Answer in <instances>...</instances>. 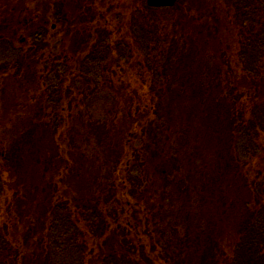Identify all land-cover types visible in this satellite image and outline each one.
Here are the masks:
<instances>
[{"label": "trees", "instance_id": "trees-1", "mask_svg": "<svg viewBox=\"0 0 264 264\" xmlns=\"http://www.w3.org/2000/svg\"><path fill=\"white\" fill-rule=\"evenodd\" d=\"M54 1L0 4L2 63L47 49L48 24L58 31L62 25L66 37L93 27L96 40L79 36L71 47L62 43L63 52H50L37 117L20 133H0L8 149V156L0 152V264H264V0H178L171 8L137 0L129 19L120 15V38L107 33L111 0H88L87 16L74 20L60 7L49 9ZM232 30L231 51L217 39ZM105 82L124 97L120 121L104 125L107 148H120L118 160H106L119 168L116 180H105L97 164L100 179L91 182L88 200L54 198L53 183L42 176L65 175L46 156L63 160L55 137L65 103L94 95L86 84L100 89ZM48 107L53 116L40 113ZM31 156L40 175L16 181ZM67 158L71 170L74 156ZM148 167L154 184L147 183ZM13 184L22 186L20 196L49 207L48 224L35 216L18 244L2 227L13 212Z\"/></svg>", "mask_w": 264, "mask_h": 264}, {"label": "rangeland", "instance_id": "rangeland-1", "mask_svg": "<svg viewBox=\"0 0 264 264\" xmlns=\"http://www.w3.org/2000/svg\"><path fill=\"white\" fill-rule=\"evenodd\" d=\"M97 1L99 2L100 0ZM101 1L103 2L104 0ZM111 1L113 7L109 10L110 14L109 21H107V33L108 35L112 33L115 35V38H120L118 37V30L120 31V15H122L123 20L129 19V8L131 6H137L138 2L137 0ZM1 2L2 0H0V4H2ZM36 2L37 0H27V3L29 5H32L31 7L33 8H35L34 5H36ZM42 2L47 5L49 0H42ZM87 2L88 0H59L54 1L53 5L51 4V7H49V9H57L58 7H60L62 10H64V14H66L67 17H69L70 19L72 18L74 20V17L78 16L80 13H84V16H87L86 11L89 7ZM101 6L107 7L106 2L104 5ZM57 25L58 24H48V28L52 31V35H47L46 40L43 42L44 45L48 46L47 49H43L37 53H30L27 56H24L22 60L17 63H2L1 61H3L5 59L4 57H6L3 55V53L7 52H3V50L0 51V133H20L26 128L25 123H27L29 119L37 117V105H39L40 103L41 105H43L44 101L46 100V95L43 93L44 88L41 80L43 79V69L46 67L45 61L49 59V55L51 54L50 52L53 53L54 50V54L63 52L65 45L62 46L61 44L67 42L68 47H71L72 42H77L76 40L79 38V36L83 43L90 42L91 45H93L94 41H96L93 36V27H90L91 29L89 27H85L83 31L79 32V36L77 35L78 31H73V34H71L70 37H66L64 30H62L61 28L62 25L59 27V31ZM222 33L223 38L220 37L219 39H217V42L225 43V46H230L228 48H231L232 51L235 46L233 30L228 31L227 33ZM42 46L43 44L41 45V47ZM31 55H33L32 60H30ZM83 55L84 54L80 53L77 57V61L82 59ZM111 57L114 60V56ZM108 67L109 63L107 65V69ZM114 76H116V74L113 72L111 74L112 83L116 79L114 78ZM69 78L71 79V81L73 80L72 76ZM93 84L94 83H89L85 86L89 88H95L97 90L96 93L92 96L86 95L85 98L80 99L78 104L81 102V105L72 104V106H70L69 103H65V111H63L62 113L63 118L65 119V123L59 125V127L57 128L59 133L56 132L57 137H55V139L61 145L59 156L64 161H67L69 160V158H67L68 154H72L74 156L76 164L75 162H73L71 164L72 169L70 170V164L63 162V160H60L59 162V158L56 153L55 155L49 153L46 154V156L50 157L47 158L50 159L48 162L52 163V167L55 164L59 165L60 167L63 166L65 170V175H57L54 180H50L49 177L45 176L44 174L42 176L45 179V182H47V184L51 182L53 183L52 187H54V198H59V196L62 195L70 202H72L76 196L82 198L83 200H88L86 199V197L90 198L92 196V192L94 191V187H91V182L92 186H94V180L100 179V175H98L99 171H96L97 164L98 166H100V172L102 174H106L104 177L105 180H108L110 183L111 181L116 180V171L119 170V168L115 166V162L108 165L109 161L106 160H109L110 158L111 160H118V158L120 157V155L118 156L120 148L119 150H117V152L112 151L111 147L107 148V140L105 137L107 135V131L104 125H106L110 121H120V104L123 102L121 99H123L124 97L120 96V91L114 92L116 88L110 86L111 84L109 85L105 82L103 84L106 85L100 89H97V86L92 87ZM34 87L41 90L38 95L36 94L37 92L34 91ZM32 97L35 98V101L33 100L34 103H29ZM118 101H120L119 104ZM75 105L77 106V108L73 107ZM122 106L123 105H121V108ZM45 112L48 114V116H53L55 114L54 110L49 107L46 108V111H40L41 114ZM15 115L17 116L15 117ZM10 116H14L15 119L14 121H12V124L8 121V118ZM44 138L45 137H40V140L42 141ZM2 140L3 139H0V145L2 143ZM47 140L49 141L47 142V144L52 145L50 142V135H48ZM63 144H65L67 148L63 147L64 149H62ZM69 144H71L73 147L75 146L76 148H71ZM5 145L7 147L6 143L3 145V148L0 146V152L5 153L7 151V154H5L8 156V149L5 147ZM121 147H123L122 144ZM20 153L21 152H19V154ZM30 160L32 165L29 164L27 158V160H25L26 168H23L24 173L20 175V177L17 178L16 181H30L37 178L35 177L37 173L40 175V168L38 170L37 166L33 165L35 163V158L31 156ZM14 161L15 160L13 159V161L11 162V170L14 167ZM67 165L69 170L66 168ZM28 167H30V172L25 173ZM14 171H16V169ZM46 173L48 172L46 171ZM146 173V177L149 179L147 183L154 184L155 176L152 167H148ZM12 174L13 173H11V175ZM100 183L101 181L97 182L98 187L96 188L101 187ZM21 190V185L19 186L18 184H13L12 191L11 193H9L8 196V201L14 202L12 206L14 207L13 212H9L7 217H4L2 220L3 231L4 234L8 235L9 243L11 242L18 244V242L22 239L28 238L27 235H29V233H31L32 231L31 229H29L28 226L30 225L29 223L34 219L35 216H37L38 220L44 224H48L49 222V214L47 211L49 207H47L40 201L35 203L34 199L32 197H29L28 195L20 196L19 194ZM82 193H85V197H81L83 195ZM47 196H49L50 198V193L49 195L42 194L38 199H46ZM49 202L52 203V201ZM36 204L38 207L35 212H30L27 209L29 205L35 206ZM231 233L232 230L230 228L227 235Z\"/></svg>", "mask_w": 264, "mask_h": 264}, {"label": "water", "instance_id": "water-1", "mask_svg": "<svg viewBox=\"0 0 264 264\" xmlns=\"http://www.w3.org/2000/svg\"><path fill=\"white\" fill-rule=\"evenodd\" d=\"M177 2L178 0H146V4L150 8H171Z\"/></svg>", "mask_w": 264, "mask_h": 264}, {"label": "bare ground", "instance_id": "bare-ground-1", "mask_svg": "<svg viewBox=\"0 0 264 264\" xmlns=\"http://www.w3.org/2000/svg\"><path fill=\"white\" fill-rule=\"evenodd\" d=\"M4 218V217H3Z\"/></svg>", "mask_w": 264, "mask_h": 264}]
</instances>
